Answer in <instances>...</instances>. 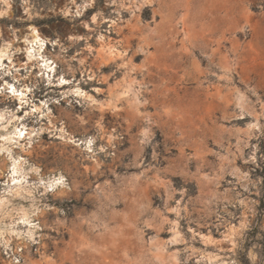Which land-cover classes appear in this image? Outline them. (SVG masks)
<instances>
[{
  "label": "rangeland",
  "instance_id": "obj_1",
  "mask_svg": "<svg viewBox=\"0 0 264 264\" xmlns=\"http://www.w3.org/2000/svg\"><path fill=\"white\" fill-rule=\"evenodd\" d=\"M0 264H264V0H0Z\"/></svg>",
  "mask_w": 264,
  "mask_h": 264
},
{
  "label": "bare ground",
  "instance_id": "obj_2",
  "mask_svg": "<svg viewBox=\"0 0 264 264\" xmlns=\"http://www.w3.org/2000/svg\"><path fill=\"white\" fill-rule=\"evenodd\" d=\"M31 43L33 44V43H35V42H38V40H41L40 38H39V34H38V32L36 31V29H33V32H32V34H31ZM33 50H35V49H33ZM43 50V49H42ZM30 52H31V50H30ZM38 52V51H37ZM41 52V50H39V53ZM38 55H41V54H38ZM43 60H44V58H43ZM239 102L240 103H242V102H244V99L242 98V97H240L239 98ZM14 170V169H13ZM156 250H157V258L158 259H160L161 258V256H162V247H157L156 248Z\"/></svg>",
  "mask_w": 264,
  "mask_h": 264
}]
</instances>
